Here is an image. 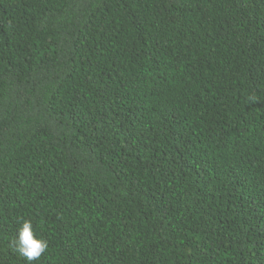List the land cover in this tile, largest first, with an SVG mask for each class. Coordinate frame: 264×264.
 <instances>
[{
    "label": "trees",
    "instance_id": "trees-1",
    "mask_svg": "<svg viewBox=\"0 0 264 264\" xmlns=\"http://www.w3.org/2000/svg\"><path fill=\"white\" fill-rule=\"evenodd\" d=\"M264 264V0H0V264Z\"/></svg>",
    "mask_w": 264,
    "mask_h": 264
},
{
    "label": "clouds",
    "instance_id": "clouds-1",
    "mask_svg": "<svg viewBox=\"0 0 264 264\" xmlns=\"http://www.w3.org/2000/svg\"><path fill=\"white\" fill-rule=\"evenodd\" d=\"M13 243L16 245L18 253L24 257L29 264L39 258L46 252L48 241L38 238L33 230L31 221H24L22 227L18 229L17 236Z\"/></svg>",
    "mask_w": 264,
    "mask_h": 264
}]
</instances>
